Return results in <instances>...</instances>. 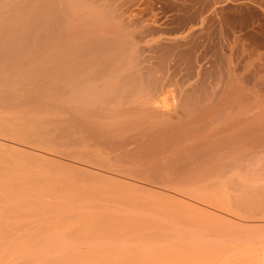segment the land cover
Instances as JSON below:
<instances>
[{"label": "bare ground", "instance_id": "bare-ground-1", "mask_svg": "<svg viewBox=\"0 0 264 264\" xmlns=\"http://www.w3.org/2000/svg\"><path fill=\"white\" fill-rule=\"evenodd\" d=\"M0 264H264V0H0Z\"/></svg>", "mask_w": 264, "mask_h": 264}]
</instances>
